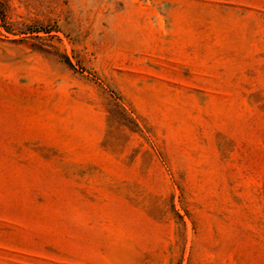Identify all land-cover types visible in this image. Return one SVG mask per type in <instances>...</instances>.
Listing matches in <instances>:
<instances>
[{
    "label": "rangeland",
    "instance_id": "obj_1",
    "mask_svg": "<svg viewBox=\"0 0 264 264\" xmlns=\"http://www.w3.org/2000/svg\"><path fill=\"white\" fill-rule=\"evenodd\" d=\"M0 264H264V0H0Z\"/></svg>",
    "mask_w": 264,
    "mask_h": 264
}]
</instances>
